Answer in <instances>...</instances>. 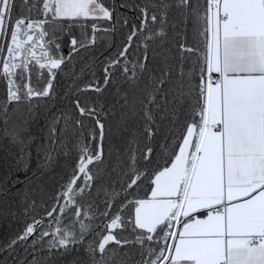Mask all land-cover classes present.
Segmentation results:
<instances>
[{
	"label": "snow or ice",
	"instance_id": "6c2138e0",
	"mask_svg": "<svg viewBox=\"0 0 264 264\" xmlns=\"http://www.w3.org/2000/svg\"><path fill=\"white\" fill-rule=\"evenodd\" d=\"M39 3L42 10L33 17L37 4L0 0V77L7 84L0 119L4 134L21 145L23 128L15 124L9 131V121L17 115L19 105H32L34 98L51 99L58 72L71 63L73 53L89 46L76 38L75 28L90 22V43L94 44L97 31H108L98 28V23L118 22L114 20L117 5L105 0ZM119 7L128 6L121 3ZM169 7L167 3L132 6L133 11L139 8V21L129 25L123 20L122 27L128 28L126 40L107 59L102 80L80 88L73 76L74 92L70 88L65 99L78 115L64 116L65 130L72 127L76 137L77 157L71 174L55 203L39 218L33 216L5 251L31 237L34 251L45 243L50 250L66 251L86 244L88 259L79 264H110L108 253L115 255L106 248L110 242L138 246L141 259L137 264H264V0H204L203 6L198 0H177L185 24L190 20L194 32L202 37V51L181 44L183 52L198 55L187 71L181 67L179 83L170 89L161 75L153 77V88L142 90L138 97L134 93L148 142L140 148L139 132H131L124 173L127 182L121 185L122 191H105L102 210L80 202L91 194L94 181L104 179L101 165L109 113L99 100L82 102L79 94L91 90L102 95L117 71L135 85L137 71L143 74L147 64L139 58L130 60L129 49L134 38L142 41L147 61V42L166 35ZM152 8L162 9L159 17ZM65 34L71 45L67 57L60 43ZM33 73L43 81L40 87L31 86ZM170 91L173 105L159 116L170 126L165 134L157 121L160 105L156 97L163 94L167 104ZM127 97L125 92L126 103ZM134 115V111L131 116L122 113L117 131L129 132ZM179 127L182 131L177 138L173 132ZM158 137L160 143L154 147ZM154 159L156 167L150 168ZM145 180L150 195L128 199ZM32 207L34 211V204ZM69 213L72 218L65 224ZM96 219L106 222L93 228L91 222ZM101 227L103 232L96 230ZM125 231L131 233V239L123 235ZM88 236L93 238L86 241Z\"/></svg>",
	"mask_w": 264,
	"mask_h": 264
},
{
	"label": "trees",
	"instance_id": "16d2710c",
	"mask_svg": "<svg viewBox=\"0 0 264 264\" xmlns=\"http://www.w3.org/2000/svg\"><path fill=\"white\" fill-rule=\"evenodd\" d=\"M128 7L121 9L117 0H105V3L117 5V11L114 13L113 21H101L97 27L108 29V31H97L95 43H90L93 32L91 23L86 27L77 26L74 34L78 40H85L88 47L79 49L78 54L73 53L71 63L64 68L63 72H58L56 80L53 82L52 98H34L32 105H19L18 113L9 121V131L13 125L20 124L23 128L21 138L24 143H13L10 137L4 134V124L0 119V264H79V261H87L88 256L84 251L85 245L77 244L70 246L66 251L61 248L50 255V249L44 246H38L34 251L32 248V238L26 244L21 241L11 250L5 251V246L9 244L17 235L21 234L26 223L31 222L33 216L39 218L43 215V210L50 208L55 203V197L61 188V185L67 182L71 174L72 165L77 157L74 144L76 137L73 134L72 127L65 130V114L77 116L73 105L65 96L71 88L74 92L73 76L76 77V86L82 87L88 83H94L97 76L103 78V67L110 56H115L117 51L123 46L128 32L127 27H122L123 20L126 18L129 25L138 23L130 9L135 5L144 4H169L167 10V23L164 26L166 35L148 41V63L143 74L137 71V80L135 85L126 81L123 74L117 71L113 82L103 91L102 95L93 91L81 92L79 99L93 101L99 100L103 104L104 110L109 113L105 118V139L104 156L105 162L101 165L104 172V179L100 182L94 181L91 194L84 197V204H92L94 208L103 209L106 199L105 191H122L121 185L127 182V148L128 137L131 132L138 131L137 139L140 148L147 144V139L143 136L144 122L140 105L134 100L144 89L154 87L153 77L164 75L168 81V88H174L180 81L181 67L187 71L192 67V62L196 60L198 54L183 52L181 44L186 47L203 48L202 37L197 35L191 25V21L184 22L181 16L182 9L176 7L177 0H119ZM203 6L204 0H198ZM19 5L20 0H17ZM30 4H37L38 8H33L31 15L36 16L38 10H42V4L39 0H29ZM19 11V8L17 9ZM150 11L160 16L162 9L152 8ZM140 18L139 8L135 10ZM24 14L28 12L25 9ZM40 18H43L42 16ZM157 31L159 25L156 26ZM114 29V31H113ZM51 31V29H50ZM59 35V34H57ZM61 50L65 57L68 56L70 38L65 34L60 41ZM139 44L137 48L136 45ZM132 54L130 60L139 58L140 62L144 60V47L142 41L133 40V47L129 49ZM183 57V59H182ZM64 67V66H62ZM113 71V69H109ZM43 81H38L33 73L31 86L40 87ZM7 84L0 77V101L6 97ZM128 93L127 103L124 93ZM165 96L158 93L156 103L160 105L159 112L156 113L158 123L163 124L165 134L168 133L169 125L167 121H160L159 116L165 108L170 109L173 105L172 92L167 96L168 103L165 104ZM99 104L97 108L99 109ZM132 116L129 123V132H118L116 122L122 113ZM114 113V115H113ZM56 121L54 124L53 122ZM55 127L56 131L51 129ZM111 129V131H109ZM182 127L176 128L173 132L175 137H179ZM160 143L158 137L153 141L156 147ZM171 151V149H170ZM163 164V159L159 160ZM157 161L154 159L150 168L156 167ZM144 197L150 195L149 181L145 180L139 189H135V196ZM33 204L35 210L33 211ZM126 215V213H122ZM103 232V228L97 229ZM125 237L132 238L130 232L123 233ZM93 237L88 236L85 240ZM47 240V239H46ZM112 249L115 255L108 253L110 264H137L141 259L138 246L126 245L115 246L110 242L106 246ZM99 257V253L97 254ZM54 257L56 260H54Z\"/></svg>",
	"mask_w": 264,
	"mask_h": 264
},
{
	"label": "flooded vegetation",
	"instance_id": "af4514ba",
	"mask_svg": "<svg viewBox=\"0 0 264 264\" xmlns=\"http://www.w3.org/2000/svg\"><path fill=\"white\" fill-rule=\"evenodd\" d=\"M118 3V2H117ZM120 3V2H119ZM124 10V9H123ZM131 10V9H130ZM132 13V12H131ZM133 14V13H132ZM136 14V13H135ZM137 16V15H136ZM135 17V16H134ZM138 17V16H137ZM136 18V17H135ZM137 20V19H136ZM135 39V38H134ZM148 52H147V61H146V64L148 63ZM143 63H145V60H143ZM105 66V65H104ZM104 68V67H103ZM109 71H111V70H109ZM96 80H101V76H97L96 78H95V80H94V83H93V85L95 84V81ZM86 85H84V86H82V87H85ZM82 87H80V88H82ZM89 91H91V90H89ZM103 150H104V145H103ZM81 181H77V183L79 184ZM93 185H94V182H93ZM93 185H92V188H93ZM92 188H91V190H92ZM61 189V188H60ZM59 192V191H58ZM58 194V193H57ZM83 201H85L84 200V198H83V200H80V202L81 203H83L84 204V202ZM96 215L97 216H99V212H97L96 213ZM71 218H72V214L71 213H69L68 215H66L65 217H64V222H65V224H67V223H69L70 222V220H71ZM104 222H106V221H104V220H102V219H96V220H93L91 223H92V225H93V228H96V226L97 225H101L102 223H104ZM102 228V227H101ZM98 229H100V228H98ZM97 230V229H96ZM46 239H50V237L49 238H46ZM61 248H59V249H51L50 250V255L51 256H54V252L55 251H59ZM54 260H56V258L54 257Z\"/></svg>",
	"mask_w": 264,
	"mask_h": 264
},
{
	"label": "water",
	"instance_id": "95a60500",
	"mask_svg": "<svg viewBox=\"0 0 264 264\" xmlns=\"http://www.w3.org/2000/svg\"><path fill=\"white\" fill-rule=\"evenodd\" d=\"M117 2H118V5H120L119 0H117ZM120 8H121V7H120ZM121 9H124V7L121 8ZM130 11H131V12L133 13V15L136 17L137 21H139V17L136 16L135 11H133V10H130ZM145 63H146V61H145ZM82 88H84V87H82ZM60 191H61V189L59 190V192H60ZM59 192H58V193H59ZM30 238H31V237H29V239H30ZM29 239H28V240H29ZM28 240H27V241H28ZM27 241H23V244H26ZM20 242H21V241H18L17 244H16L15 246H17ZM15 246H14V247H15ZM14 247H13V248H14Z\"/></svg>",
	"mask_w": 264,
	"mask_h": 264
}]
</instances>
